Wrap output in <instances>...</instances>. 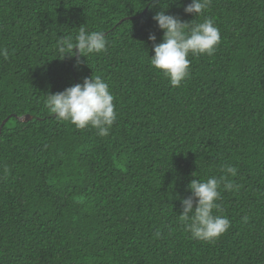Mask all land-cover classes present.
Instances as JSON below:
<instances>
[{
	"label": "trees",
	"instance_id": "obj_1",
	"mask_svg": "<svg viewBox=\"0 0 264 264\" xmlns=\"http://www.w3.org/2000/svg\"><path fill=\"white\" fill-rule=\"evenodd\" d=\"M188 3L0 0V264H264V0H212L196 18ZM162 7L220 29L179 87L149 63ZM79 27L106 33L107 51L57 58ZM91 75L114 95L107 136L46 106ZM229 165L234 187L221 184L214 214L231 226L192 239L179 220L187 186Z\"/></svg>",
	"mask_w": 264,
	"mask_h": 264
},
{
	"label": "clouds",
	"instance_id": "obj_2",
	"mask_svg": "<svg viewBox=\"0 0 264 264\" xmlns=\"http://www.w3.org/2000/svg\"><path fill=\"white\" fill-rule=\"evenodd\" d=\"M211 2L212 0H190L184 7V12L195 18L202 16ZM145 3L152 6L155 0H145ZM164 9L166 7H162L152 17L157 27L162 30L163 36L161 42L156 43V36L149 34L148 39L152 42L154 53L149 56V63L167 77L170 86L179 87L190 75L189 56L213 55L221 42V34L211 18L205 16L202 22H195V19L182 21L176 15L166 14ZM55 49L57 58L76 56L79 63L80 56L107 51L106 33L79 27L74 38L58 39ZM0 56L7 58L6 48H0ZM46 106L58 120L69 121L80 129L94 128L99 136H107L117 119L114 95L108 83L99 75H91L82 83H76L63 91L46 94ZM223 171L226 175L220 178L191 179L187 186L191 194L180 201L182 211L179 220L192 239L212 242L231 226L226 216L214 214V210L220 211L217 201L221 197V184L223 183L225 190L231 191L234 185L227 177H235L237 168L229 165Z\"/></svg>",
	"mask_w": 264,
	"mask_h": 264
},
{
	"label": "water",
	"instance_id": "obj_3",
	"mask_svg": "<svg viewBox=\"0 0 264 264\" xmlns=\"http://www.w3.org/2000/svg\"><path fill=\"white\" fill-rule=\"evenodd\" d=\"M19 120H20L21 122H27V121H30V120H31V117H30V116H24V117H22V118H19ZM5 122H6V120L2 123V125H1V127H0V131H1L2 127H3V125L5 124Z\"/></svg>",
	"mask_w": 264,
	"mask_h": 264
},
{
	"label": "bare ground",
	"instance_id": "obj_4",
	"mask_svg": "<svg viewBox=\"0 0 264 264\" xmlns=\"http://www.w3.org/2000/svg\"><path fill=\"white\" fill-rule=\"evenodd\" d=\"M23 123V122H22ZM26 123V122H25Z\"/></svg>",
	"mask_w": 264,
	"mask_h": 264
}]
</instances>
